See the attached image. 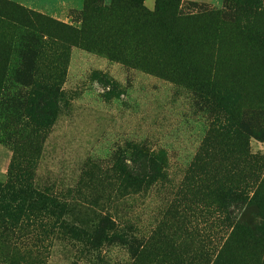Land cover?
Returning a JSON list of instances; mask_svg holds the SVG:
<instances>
[{
    "label": "rangeland",
    "instance_id": "374dc122",
    "mask_svg": "<svg viewBox=\"0 0 264 264\" xmlns=\"http://www.w3.org/2000/svg\"><path fill=\"white\" fill-rule=\"evenodd\" d=\"M109 2L0 0V264H264V0Z\"/></svg>",
    "mask_w": 264,
    "mask_h": 264
},
{
    "label": "trees",
    "instance_id": "16d2710c",
    "mask_svg": "<svg viewBox=\"0 0 264 264\" xmlns=\"http://www.w3.org/2000/svg\"><path fill=\"white\" fill-rule=\"evenodd\" d=\"M88 1V0H86ZM144 0H110L108 9L109 11H112V13H117L121 16H124L125 19L128 18H134L136 20L140 21H149L151 18H156L160 16V9L157 6V1L155 2L154 10L152 12L146 10L143 6ZM211 92V91H210ZM209 92V94H210ZM211 95V94H210ZM236 116V115H235ZM221 133L217 135V137H221V140H226V142L229 144L231 153V156L234 157V161H238L241 159V157H247L251 158L249 155H247L248 150V138L250 137L249 129L246 127H239V121L237 118L234 117V115H227L225 118V123L219 124L218 128ZM221 135V136H220ZM260 159V158H257ZM238 185V183H237ZM229 195L232 197H235L239 200H246L248 198V195H246L245 189L243 187L235 186L233 188H230L228 190ZM255 195V192L252 194V197ZM252 199V198H250ZM39 203H46V199L42 198L38 199ZM45 209L47 211V206H45ZM20 210V207L18 204L16 205H9L0 193V211H18ZM49 211V210H48ZM61 214L60 211H58V216ZM253 232L249 233L250 238H253V235H258L259 237L264 236V228L261 226H257L252 230Z\"/></svg>",
    "mask_w": 264,
    "mask_h": 264
},
{
    "label": "crops",
    "instance_id": "0c3cea01",
    "mask_svg": "<svg viewBox=\"0 0 264 264\" xmlns=\"http://www.w3.org/2000/svg\"><path fill=\"white\" fill-rule=\"evenodd\" d=\"M143 4L147 9H150L152 6V3L150 4V2H147L146 0L143 1Z\"/></svg>",
    "mask_w": 264,
    "mask_h": 264
}]
</instances>
